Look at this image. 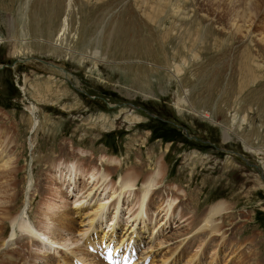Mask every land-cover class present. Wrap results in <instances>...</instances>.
<instances>
[{"label": "rangeland", "instance_id": "rangeland-1", "mask_svg": "<svg viewBox=\"0 0 264 264\" xmlns=\"http://www.w3.org/2000/svg\"><path fill=\"white\" fill-rule=\"evenodd\" d=\"M227 4L0 0V165L11 159L0 181L12 174L15 194L0 230L13 263L57 264L87 232L114 228L118 238L134 229L150 264H165L162 256L184 264L192 254L190 264H264V10L250 25L224 15ZM100 156L121 159V167L98 165L117 167L109 183L164 163L142 211L143 178L106 194L82 175L72 188L52 175L57 159L85 174ZM99 200L107 208L90 225ZM220 200L229 212L210 233L198 217ZM21 210L31 231L53 225L45 238L14 230ZM53 212H68L75 228H62L67 221Z\"/></svg>", "mask_w": 264, "mask_h": 264}, {"label": "bare ground", "instance_id": "bare-ground-1", "mask_svg": "<svg viewBox=\"0 0 264 264\" xmlns=\"http://www.w3.org/2000/svg\"><path fill=\"white\" fill-rule=\"evenodd\" d=\"M224 1H227V7H225L224 9V12L223 14L224 15H229L231 17L232 20L234 21H240V20H245V19H249L250 21V25H252L254 23L255 20H258L256 18L259 17L260 15V10H264V0H224ZM224 3V2H222ZM173 12H175L174 14H177L179 11L178 10H174ZM262 14V13H261ZM181 16H183V14H181ZM220 16V15H219ZM264 18V16L262 17ZM261 18V19H262ZM264 27V26H263ZM240 29V28H239ZM52 65H49V67L51 66H55L56 64L55 63H52ZM57 66V65H56ZM55 66V67H56ZM59 67V65L57 66ZM52 68V67H51ZM62 70V67L60 66L59 70ZM60 70V72H61ZM53 71L56 73L58 72V69H53ZM62 74V72H61ZM182 100V99H181ZM34 107V106H33ZM37 120V119H36ZM35 122V120L33 121ZM32 145V144H31ZM2 147V146H1ZM82 152L81 153H84L83 150H81ZM86 155V154H85ZM88 155V154H87ZM115 159H117L116 157H114ZM9 159V158H7ZM61 159V158H60ZM56 160L57 163H55V165H53V170H52V175L56 178H63V182H69L67 183L65 186H67V188H70L69 186H71L72 188V184L73 182L76 181V178L79 174L82 175L84 178V181L85 183H91L93 182V190L97 189L96 187L99 188V186L102 185V189L104 190V192L106 193L108 189H110V187H117L119 188L120 190H123L125 192H127V189H130V187H132L134 184H137L141 178H143L142 180V183H141V187L139 189V194H138V198L140 200V204H139V208H140V211L141 210V207L143 205V203L146 201V199L148 198V196H150V193L152 191V188L153 186L158 183V178L159 177H163V169L164 168V163L162 162H159L158 163V167L156 170H154V172H149L148 174H145L144 172V175L142 174V171L141 170H135V169H130L128 170L126 173H124L123 175H120L119 176V179L117 181H115L114 183H109V181H111V177H112V174H111V169L114 168V169H117V167H107L105 169H100L98 167V165H103V163H110V164H113V165H116V166H119L122 164L121 162V159H117L118 161H110L111 160V156H100L99 158V163L96 162V165L94 166H91L90 168H88L87 172L85 170V174H82L80 171V167H76L74 162L73 161H65V160ZM11 159L7 160L4 162V164L2 165L3 167L5 166L7 168V166L10 165V161ZM158 161V160H157ZM0 165V168L2 167ZM121 167V166H119ZM133 167V166H132ZM166 167V166H165ZM5 175V174H4ZM8 175L7 178L5 177L4 179V182L3 181H0V211L1 209H5V211L3 212H7V213H10L11 212V208H9L8 204H10L12 201L15 200V194H13L12 192H10V190L12 189V186H13V175L12 174H6ZM114 175V174H113ZM87 177V179H85ZM0 178H1V175H0ZM79 178V177H78ZM12 179V180H11ZM31 179V178H30ZM50 182V181H49ZM108 182V183H107ZM83 183V184H85ZM82 184V185H83ZM50 186H54L55 185V180L51 181V183H49ZM87 185V184H86ZM15 186V185H14ZM55 187V186H54ZM59 187V186H58ZM84 187V186H83ZM81 187V188H83ZM91 187V186H90ZM56 189H53V190H58L57 187H55ZM92 190V191H93ZM14 192V191H13ZM97 192V191H96ZM58 193V192H57ZM55 193V194H57ZM93 193V192H92ZM102 193V192H101ZM113 191L111 193H109L108 197H110L111 199H113L114 197V194L112 195ZM107 194V193H106ZM58 195V194H57ZM89 195V194H88ZM103 195V194H102ZM106 198H107V195H105ZM169 196V195H168ZM104 197V196H103ZM17 198V197H16ZM95 198V197H94ZM102 198V197H100ZM105 198V199H106ZM108 198V200L110 199ZM122 196L121 195H118L117 198H114L113 200V203H112V208L115 209V212L113 213V217L111 218L112 220H115V216L116 214L119 212V209H120V206H121V201H122ZM170 198V197H169ZM17 200V199H16ZM102 200V199H101ZM172 199L170 200H167L168 201H171ZM54 201V200H53ZM95 201V200H94ZM104 201V200H103ZM112 201V200H111ZM173 203L176 202L174 201V199L172 200ZM98 203H96L97 205H95L96 207L93 209V217L91 218V224L90 225H93L96 222H98V220H100L99 216H98V213H105V208H107L106 206V202H100L97 201ZM13 203V202H12ZM163 203V202H162ZM95 204V203H94ZM170 204V208L175 204ZM162 205V204H161ZM8 206V207H7ZM143 209V208H142ZM145 209V208H144ZM207 210V211H206ZM203 213L204 214H201L198 218L203 222L202 227H207L209 230H210V233L212 230H214V233L218 232L220 229H221V225L216 222V219L215 217L216 216H220V215H223L222 213H228V206L226 205L225 201L224 200H220L219 202H217L216 204H213L212 206H210L208 209H206ZM210 210V211H208ZM59 211V210H58ZM78 211V210H77ZM169 210H167V213H168ZM171 211V210H170ZM76 212V210H75ZM6 213V214H7ZM54 213V212H53ZM92 213V211H91ZM120 213V212H119ZM171 213V212H170ZM169 213V214H170ZM24 211H20L18 212L15 216H12L11 219L16 223V225H14L13 223V227H14V230L16 229H27V230H30L31 231V227H30V224H26L25 220H24ZM166 214V213H164ZM45 215V214H44ZM48 215V214H47ZM90 215V214H89ZM139 215V214H138ZM168 215V214H167ZM166 215V216H167ZM55 216H60L59 217V220L58 221H62V220H66L67 221V227L65 226H62V228H66L68 230L69 229H74L75 228V223H73V221H69V220H72L70 219L69 217V214L68 212H62V214L60 215V213H54L52 215V218L55 217ZM228 216V215H227ZM49 218V217H48ZM51 218V217H50ZM98 218V219H97ZM103 218V217H102ZM6 219V218H5ZM117 219V218H116ZM50 220V219H49ZM110 220V219H109ZM111 221V220H110ZM12 222V221H11ZM50 222V221H49ZM48 222V223H49ZM112 222V221H111ZM198 222V221H197ZM28 223V222H27ZM113 223V222H112ZM51 224V223H50ZM53 226V225H51ZM50 226V227H51ZM95 226V225H94ZM49 227V226H48ZM49 227V228H50ZM61 227V226H60ZM44 230H43V229ZM41 229L38 228L37 230L34 231L33 227H32V233H35V235H39L40 238H45L46 237V232L49 230V228L43 226ZM57 228V227H56ZM95 228V227H94ZM36 229V228H35ZM51 229V228H50ZM59 229V228H58ZM57 229V230H58ZM53 230V229H52ZM96 230V229H95ZM157 230V229H156ZM1 231V230H0ZM29 231V232H30ZM114 231L113 235L118 238L117 236L119 235V233L117 231H115L114 228H112V230L108 229V231H106L103 235H101L102 237H106L110 232ZM15 232V231H14ZM50 232V231H49ZM87 232V230H86ZM126 234L123 235L120 240L124 241L125 240V237L128 236L129 233H127L128 231H125ZM209 232V231H208ZM5 233V230H2L0 232V264H15L12 262V258H14L15 260L18 259V255H16V252L14 253L11 252L10 250H6L5 248L3 249L4 247V244H5V241H6V237L4 235ZM12 233V232H11ZM131 234L135 233V230L133 229V231L130 232ZM139 233V232H138ZM48 235V234H47ZM86 236V239L84 241V238H83V244L80 246H77L75 249L71 250L72 252H74V255H67L66 256H63L62 258H60L58 261H57V264H72L73 262V259L74 258H78L80 259L81 261H83L85 264H104L102 261H100L95 255L91 254L89 251H88V242L91 241L92 243V239H95L96 237H93L91 239H88V236L90 235V232H87L86 234H84ZM92 235V233H91ZM111 235V236H113ZM216 235V234H215ZM83 236V235H82ZM99 236V237H101ZM49 237V236H48ZM54 237V236H52ZM129 237H132L129 235ZM136 239H138V235L137 236H134ZM55 239H57L58 241L61 239H64L63 236L61 237H58L56 236ZM77 240V239H76ZM75 240V241H76ZM78 241V240H77ZM80 241V240H79ZM56 242V240H55ZM45 243V242H44ZM9 244H12V243H9ZM179 245V244H178ZM8 247V246H7ZM86 248V249H85ZM18 250V249H16ZM202 250V249H201ZM20 251V250H19ZM70 251V252H71ZM195 252V251H194ZM216 252V251H215ZM17 253L19 254V252L17 251ZM80 254L82 256L80 257H76L75 254ZM197 254H200V252H196ZM194 253V254H196ZM21 254V253H20ZM41 254V253H40ZM73 254V253H72ZM175 254V252L171 253L170 255L173 256ZM213 254V253H212ZM60 255V254H59ZM166 255V254H165ZM168 255V254H167ZM180 255V254H179ZM70 256V257H69ZM189 259L186 261V263L184 264H190L191 261H195V255H189ZM217 256V255H216ZM12 257V258H11ZM163 258V261H165V264L168 262V256H166V258H164V256H162ZM214 257V256H213ZM218 257V256H217ZM3 258V259H2ZM37 258V257H36ZM178 258V257H177ZM182 258V257H181ZM199 258L202 259L204 258L202 256V253L199 255ZM170 259V257H169ZM47 260V259H46ZM49 260V259H48ZM153 260V259H152ZM197 260V258H196ZM218 259H216L217 261ZM17 261V260H16ZM64 261V262H63ZM157 261V260H156ZM178 261V260H177ZM15 262V261H14ZM21 262V261H20ZM154 262V260H153ZM201 262V261H200ZM53 263V262H52ZM152 263V261H151ZM156 263V262H155ZM164 263V262H163ZM172 263V262H171ZM202 263V262H201ZM213 263V262H212ZM50 264V263H49ZM157 264V263H156ZM162 264V263H161ZM168 264V263H167ZM183 264V263H182Z\"/></svg>", "mask_w": 264, "mask_h": 264}, {"label": "water", "instance_id": "water-1", "mask_svg": "<svg viewBox=\"0 0 264 264\" xmlns=\"http://www.w3.org/2000/svg\"><path fill=\"white\" fill-rule=\"evenodd\" d=\"M43 63H45V64H46L47 62H46V61H44ZM75 82H76V79H75ZM76 86H77V83H76ZM228 139H229V138H226V140H228Z\"/></svg>", "mask_w": 264, "mask_h": 264}]
</instances>
